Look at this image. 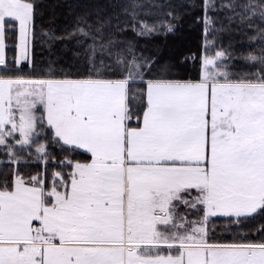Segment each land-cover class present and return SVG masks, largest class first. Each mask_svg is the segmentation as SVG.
Instances as JSON below:
<instances>
[{"label": "snow or ice", "instance_id": "6c2138e0", "mask_svg": "<svg viewBox=\"0 0 264 264\" xmlns=\"http://www.w3.org/2000/svg\"><path fill=\"white\" fill-rule=\"evenodd\" d=\"M139 7L124 9L117 32L158 31ZM228 7L249 27L257 13L264 24V0ZM34 16V0H0V147L15 164V146L35 143L46 163L44 135L88 159L59 161L68 171H54L50 186L40 174L0 172V264H264V238L220 243L208 229L211 217L239 224L264 213V47L246 57L256 71L237 74L221 63L229 54L208 55L206 43L198 78L178 79L85 20L69 38L90 40L77 41L86 74L10 75L23 62L34 67ZM6 31L18 37L11 70ZM179 205L198 218L178 215Z\"/></svg>", "mask_w": 264, "mask_h": 264}, {"label": "trees", "instance_id": "16d2710c", "mask_svg": "<svg viewBox=\"0 0 264 264\" xmlns=\"http://www.w3.org/2000/svg\"><path fill=\"white\" fill-rule=\"evenodd\" d=\"M137 3L138 18L147 20L150 25L155 24L158 31L149 35L137 36L129 28L124 32H117V24L123 28L128 19L124 9L130 3ZM246 0H208L207 10V35L205 34L206 17L204 0H34V46L33 59L36 61L39 55L55 61L61 69L57 75L68 73L73 77L86 74L87 71L72 72L73 61L82 56L84 45L77 41L90 42L79 34L69 38V34L83 25L85 20L93 28L99 24L104 25L105 38L114 37L118 40L132 41L135 52L142 57L156 61L157 68L168 66L175 74L174 78L197 79L199 76L200 58L204 52V42L212 40L214 45L210 50H223L229 54L228 60L233 73L244 74L255 72L252 65L255 62L247 61L249 54L259 55L264 47V39L259 35V29L264 28L257 13L252 19V25L241 23L238 16L239 7L234 10L229 8L231 4H243ZM129 11L131 9L129 8ZM171 14V15H169ZM251 15V14H250ZM172 30L168 31L167 26ZM47 32V34H44ZM43 42V44L41 43ZM45 43H51L50 49H45ZM17 33L6 31L5 52L8 69H16L15 57L17 55ZM30 68L27 63L21 65V70L11 71L13 76L43 77L47 72L39 69L40 65L34 62ZM140 87L133 84V91ZM134 101L130 94V105ZM41 113L38 112L37 115ZM50 137V133L48 134ZM38 142L46 144L49 158L45 165L35 162L34 159L24 157V161L13 164L8 161L7 150L0 147V172H10L17 169L25 179L36 174L46 175V182L50 186V176L53 171L61 169L58 162L65 158L80 160L88 159L82 150L69 151L61 145L54 144L44 135L37 138ZM52 157H55L53 162ZM53 170V171H52ZM192 211V210H191ZM195 211V210H194ZM235 218L217 216L212 222L217 226V232L212 231L210 235L214 242L254 241L264 238V232H259L264 226V213H258L253 217L241 220L239 224L233 223ZM223 227V228H221Z\"/></svg>", "mask_w": 264, "mask_h": 264}, {"label": "rangeland", "instance_id": "374dc122", "mask_svg": "<svg viewBox=\"0 0 264 264\" xmlns=\"http://www.w3.org/2000/svg\"><path fill=\"white\" fill-rule=\"evenodd\" d=\"M44 34H47V32H44ZM17 43H18V37H17ZM42 44H43V42H41ZM213 44V42H212V40H206L205 42H204V45L205 44ZM33 46H34V39L32 40V43H31V45H30V55H31V58H32V61H33V63L34 62H37L39 65H40V67H38L39 69H43L45 72H49L50 70L51 71H53V72H61L63 69H61L60 67H59V65L55 62V61H53V59H48V58H45L44 57V55L43 56H41V55H39L40 56V58L39 59H37L36 61L33 59V57H34V54H33ZM50 46H51V43H45V46H44V48L47 50V49H50ZM217 51H221V50H215V51H212V50H210V48L208 49V52H207V54L208 55H215V53L217 52ZM205 53H203V55H204ZM4 55H5V51H4ZM138 55H140V53L138 54ZM202 55V56H203ZM141 56V55H140ZM16 58V57H15ZM14 61H15V59H14ZM74 63V65L72 66L73 68H71V71L72 72H83V71H87L88 70V65L86 64V61L83 59V58H77V60L76 61H73ZM24 63H27V62H23L22 63V65L24 64ZM221 63H223V64H227L228 65V70L229 71H232L233 69H232V67H231V63H230V61L228 60V59H225V60H223V61H221ZM15 66H16V64H15ZM17 67V66H16ZM156 69H158L157 68V66L154 64L153 65V71H155ZM56 74H58V73H56ZM39 116V115H38ZM15 139H19V136H18V134L16 135V137H15ZM8 143L9 144H14V139L13 138H8ZM37 143H39L38 142V140H37ZM40 143H44V142H40ZM45 144V143H44ZM46 145V144H45ZM15 148H16V155L19 157V160L18 161H24V157H29V158H31V159H34L35 160V162L36 161H38L39 163H43L44 165H45V160H44V158L43 157H40L39 159L37 158V154L35 153V148H36V144L34 143L30 148H24V149H21L20 148V146H15ZM48 152V151H47ZM6 161H8V162H10V160H9V156H8V159L6 160ZM1 162H3L1 159H0V164H1ZM16 164V163H15ZM53 171V170H52ZM54 172V171H53ZM52 172V173H53ZM36 175H38V174H36ZM41 178H43V179H45L46 180V175H41ZM50 182H52V175L50 176ZM192 195V194H191ZM195 195V192H193V195L192 196H194ZM178 215H187V218L188 219H190V220H193V219H197L198 218V216H197V213H196V211H194V210H192V211H189L188 209H186L183 205H179L178 206ZM217 217V216H216ZM212 218H214V217H211L210 218V221H209V223H208V229H209V236L211 237V238H213V235H210V233L212 232V231H215V232H217V230H218V228H217V226L212 222ZM221 228H223V227H221ZM215 241V240H214ZM220 243H228V242H220Z\"/></svg>", "mask_w": 264, "mask_h": 264}, {"label": "crops", "instance_id": "0c3cea01", "mask_svg": "<svg viewBox=\"0 0 264 264\" xmlns=\"http://www.w3.org/2000/svg\"><path fill=\"white\" fill-rule=\"evenodd\" d=\"M5 56H6V52H5ZM178 79H181V78H178ZM192 195H193V193H192Z\"/></svg>", "mask_w": 264, "mask_h": 264}]
</instances>
